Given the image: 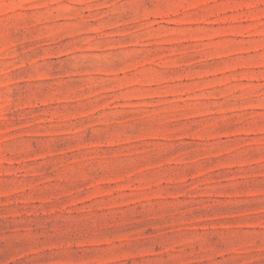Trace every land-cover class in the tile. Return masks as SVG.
Here are the masks:
<instances>
[{"label":"rangeland","instance_id":"rangeland-1","mask_svg":"<svg viewBox=\"0 0 264 264\" xmlns=\"http://www.w3.org/2000/svg\"><path fill=\"white\" fill-rule=\"evenodd\" d=\"M0 264H264V0H0Z\"/></svg>","mask_w":264,"mask_h":264}]
</instances>
